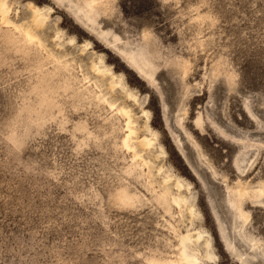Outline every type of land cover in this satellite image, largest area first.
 I'll list each match as a JSON object with an SVG mask.
<instances>
[{
	"label": "rangeland",
	"instance_id": "rangeland-1",
	"mask_svg": "<svg viewBox=\"0 0 264 264\" xmlns=\"http://www.w3.org/2000/svg\"><path fill=\"white\" fill-rule=\"evenodd\" d=\"M4 1L0 264H264V0Z\"/></svg>",
	"mask_w": 264,
	"mask_h": 264
},
{
	"label": "bare ground",
	"instance_id": "bare-ground-1",
	"mask_svg": "<svg viewBox=\"0 0 264 264\" xmlns=\"http://www.w3.org/2000/svg\"><path fill=\"white\" fill-rule=\"evenodd\" d=\"M90 1V0H89ZM92 1V0H91ZM97 1V0H96ZM95 1V2H96ZM88 4V3H87ZM92 4V3H91ZM26 6H28L29 7V9H30V16H29V21H28V25L27 26H25V27H23V35H24V37H25V40L28 42V47L30 48V46L32 45V44H34V43H37V44H40L41 46H45L43 43H42V39H40V37H39V35H38V31H39V29L43 26V23H44V21H45V18H46V16L45 15H43L42 13H40L39 12V8H37L35 5H33L31 2H28V4L26 5ZM97 9V8H96ZM101 9V8H100ZM8 12H9V7L7 6V3H6V1H4V0H0V17H1V21L3 22V23H6V24H10L11 23V20H10V18H9V16H8ZM107 14V13H106ZM29 15V14H28ZM41 32V31H40ZM40 34V33H39ZM57 37H59V35L57 34ZM143 38L144 39H147L148 38V35L147 34H144L143 35ZM146 41V40H145ZM30 45V46H29ZM45 48H46V46H45ZM56 55V54H55ZM143 56V55H142ZM57 60H58V58H57ZM93 69H95V70H98L99 69V67H97V66H93ZM141 74V73H140ZM229 79V78H228ZM129 96L131 97L132 95L131 94H129ZM120 111H122L123 112V115L126 117V119H127V122H126V124H127V128H128V132H127V134H126V136H125V138H124V140H123V145L126 147V148H128V149H130L131 151H133V157H138V158H140V162H139V165L141 164L142 165V162L143 163H146V161H145V159H143L142 158V156L139 154V152L138 151H145V150H147V149H149L151 146H152V144H153V137H154V134L151 132V134H152V136L151 137H148V136H143L141 139H138L137 140V142H138V145H132L131 143H130V140H131V138L133 137V136H135L136 134H137V132H136V129H135V127H133V126H131V123H132V117H131V114L129 113V110H127L125 107H123V106H121L120 108ZM250 118V117H249ZM149 130V129H148ZM137 136V135H136ZM168 180L167 179H165L164 180V182H167ZM175 185H176V187L179 189V188H181V184L177 181L176 183H175ZM261 187V186H260ZM263 188H264V186H263ZM263 188H260L259 189V191H260V193H261V190L263 189ZM168 190V189H167ZM166 190V187H165V191L164 192H166L167 191ZM164 192H163V194H164ZM246 191L244 190V188L243 189H238L237 191H236V195H238V196H242L244 193H245ZM262 192H263V190H262ZM166 194V193H165ZM164 194V195H165ZM263 194V193H262ZM123 197V196H122ZM126 197V196H125ZM128 198H130V197H128ZM164 199H166V200H168L167 199V196H164L163 197ZM124 199H126V198H124ZM171 202L173 203V205H174V203L175 204H177V206L179 205V206H181L180 205V200H181V198H180V196L179 195H173L171 198ZM170 201V200H169ZM182 201V200H181ZM238 201V200H237ZM236 201V202H237ZM238 203V202H237ZM237 203H236V205H237ZM238 205H240V204H238ZM237 205V206H238ZM236 206V207H237ZM237 209H238V207H237ZM191 211H192V209H190V213H191ZM239 211H241L240 209H239ZM243 215V214H242ZM241 215V216H242ZM247 219V216H243V220H246ZM179 235V234H178ZM203 237V234L201 233V232H199V231H197V230H194L193 232H190V230L189 229H187V232L185 233V234H180L179 235V244H180V248H181V255H180V258H179V260H180V262H181V264L183 263V264H204L199 258H198V256H197V251L196 252H194L193 250L192 251H189V249H188V244L189 243H192V242H198V241H200V239ZM203 241V240H202ZM194 244H192V246H193ZM205 246H206V249H204V250H206L205 252H206V257L205 258H207V259H210V260H212V257H211V254L209 253V251H208V246H209V242L208 241H206L205 242ZM191 247V246H190ZM196 250V249H195ZM168 262H171V261H167V263ZM166 264V263H165ZM172 264V263H171ZM174 264V263H173Z\"/></svg>",
	"mask_w": 264,
	"mask_h": 264
}]
</instances>
